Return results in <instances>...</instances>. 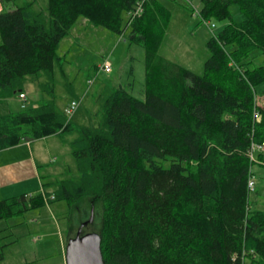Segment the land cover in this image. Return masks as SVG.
I'll list each match as a JSON object with an SVG mask.
<instances>
[{
  "label": "trees",
  "instance_id": "obj_1",
  "mask_svg": "<svg viewBox=\"0 0 264 264\" xmlns=\"http://www.w3.org/2000/svg\"><path fill=\"white\" fill-rule=\"evenodd\" d=\"M11 1L0 0V99L31 77L48 100L0 115V151L76 133L79 176L0 201V221L65 201L79 227L94 207L105 264H264V211L248 186L251 145L264 143V65L249 60L264 54V0H202L204 20L229 21L207 43L203 75L159 54L171 17L162 0H145L132 21L141 0H48L49 19L35 0ZM81 18L146 51L144 99L117 88L96 129L74 128L55 106L58 49Z\"/></svg>",
  "mask_w": 264,
  "mask_h": 264
},
{
  "label": "rangeland",
  "instance_id": "obj_2",
  "mask_svg": "<svg viewBox=\"0 0 264 264\" xmlns=\"http://www.w3.org/2000/svg\"><path fill=\"white\" fill-rule=\"evenodd\" d=\"M32 1L12 0L7 6L12 10ZM35 1V10L44 13L49 19L48 0ZM162 3L170 10L171 17L159 54L203 75L205 64L211 57L207 43L229 21L204 20L200 14L202 0H162ZM232 10L236 11V7H232ZM58 56L60 60L56 63L53 80L55 106L58 112L64 113L72 101L80 103L79 109L70 118L74 128H98L103 121L106 101L120 86L144 99L146 51L140 45L131 44L128 33L125 36L119 35L81 18L69 36L61 42ZM249 60L254 62L255 67L264 65V54L258 50ZM107 61L113 66L110 73L102 69ZM42 82L47 83V77H43ZM23 89L28 95L29 103L25 102L28 108L48 100V95L31 77H27ZM18 95H13L11 100L0 99V115L7 113L5 108L8 105L14 107L12 113L24 110L21 108L24 102ZM257 102L264 108V83L257 86ZM75 137L76 133L30 141L43 181L54 183H46L48 194L55 190V183L79 176L71 144ZM24 145L30 149V144ZM39 153H42V157ZM260 158L264 162V155ZM14 159L24 164L29 157L23 153L15 154L11 155L9 162ZM169 166L167 163L166 167ZM48 171L54 172L52 178L46 177ZM252 172L256 190L250 194V203L254 209L264 211V165L255 163ZM7 193L8 198L2 196ZM14 193L22 192H12L8 188L1 190L0 201L21 195ZM74 211L75 208L70 209L65 201H54L44 207L1 220L0 236L6 247L0 264H67L68 242L77 235L80 228L79 216L76 217ZM91 232H97L96 227L86 226L84 233Z\"/></svg>",
  "mask_w": 264,
  "mask_h": 264
},
{
  "label": "crops",
  "instance_id": "obj_3",
  "mask_svg": "<svg viewBox=\"0 0 264 264\" xmlns=\"http://www.w3.org/2000/svg\"><path fill=\"white\" fill-rule=\"evenodd\" d=\"M25 94L27 97V100H26V104H27L28 95L27 93ZM18 97L20 99V94L18 95ZM11 99L12 98L4 99V101L11 100ZM18 102L21 103V101H18ZM30 107H32V105ZM21 108L23 109V105L21 106ZM27 108H28V105H27ZM5 110L7 111V113H12L11 110H14V107L11 105H8V107L5 108ZM24 144H30L31 145L30 149L27 147L28 145L25 146ZM22 153L26 157H29V159L26 160L24 164L17 162L18 160H15V159L9 162L11 155L22 154ZM39 156L42 157V153L41 154L39 153ZM42 159H44V156ZM53 173L54 172L52 171H48L46 177L52 178ZM42 178L43 177L40 174L39 163L37 162V157L33 152V144H31L30 141L23 140V142L17 147H12V148L0 151V191L5 188H8L12 190V192L14 191L22 192V193H14V194H33L34 192L39 193L42 189L45 191V189L43 188L44 184L46 183L48 185L54 184V183H49L51 181H48V182L43 181ZM53 192L54 191H52L51 193ZM9 194H12V193H9ZM4 195H6L8 198V193L2 194V196ZM14 196L15 195H13V197Z\"/></svg>",
  "mask_w": 264,
  "mask_h": 264
},
{
  "label": "water",
  "instance_id": "obj_4",
  "mask_svg": "<svg viewBox=\"0 0 264 264\" xmlns=\"http://www.w3.org/2000/svg\"><path fill=\"white\" fill-rule=\"evenodd\" d=\"M94 207L91 211V218L83 223L75 238L70 239L66 250L67 264H105L102 252V237L97 232L85 233L84 227L94 220Z\"/></svg>",
  "mask_w": 264,
  "mask_h": 264
},
{
  "label": "built area",
  "instance_id": "obj_5",
  "mask_svg": "<svg viewBox=\"0 0 264 264\" xmlns=\"http://www.w3.org/2000/svg\"><path fill=\"white\" fill-rule=\"evenodd\" d=\"M145 0H141L139 6H138V9L132 13V17H131V21L139 16L140 14H142L143 12V3H144ZM2 10V6H1V3H0V12ZM214 27V26H213ZM102 69L105 71V72H108L110 73L112 71V64L107 61L104 63V65L102 66ZM20 98L23 99V100H26V96L25 94H21L20 95ZM79 106H80V103L78 101H73L66 109H65V114L67 117H72L76 111L79 109ZM260 155H264V143L262 144H256V143H253L251 145V148H250V151H249V156H250V160L253 164L257 163V164H261V165H264V162L260 161ZM251 177L249 178V182H248V186H249V190H250V193L255 191L256 190V181H255V176L252 172V169H251Z\"/></svg>",
  "mask_w": 264,
  "mask_h": 264
},
{
  "label": "flooded vegetation",
  "instance_id": "obj_6",
  "mask_svg": "<svg viewBox=\"0 0 264 264\" xmlns=\"http://www.w3.org/2000/svg\"><path fill=\"white\" fill-rule=\"evenodd\" d=\"M78 231H79V230H78ZM81 233H82V235H83V234H85V233H84V228H83V230H82V232H81ZM76 236H77V235H76ZM76 236H75V237H76ZM75 237H74V238H75Z\"/></svg>",
  "mask_w": 264,
  "mask_h": 264
}]
</instances>
